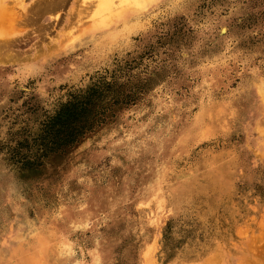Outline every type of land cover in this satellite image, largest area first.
<instances>
[{
  "label": "rangeland",
  "instance_id": "rangeland-1",
  "mask_svg": "<svg viewBox=\"0 0 264 264\" xmlns=\"http://www.w3.org/2000/svg\"><path fill=\"white\" fill-rule=\"evenodd\" d=\"M108 2L0 0V264H264V0Z\"/></svg>",
  "mask_w": 264,
  "mask_h": 264
},
{
  "label": "trees",
  "instance_id": "trees-1",
  "mask_svg": "<svg viewBox=\"0 0 264 264\" xmlns=\"http://www.w3.org/2000/svg\"><path fill=\"white\" fill-rule=\"evenodd\" d=\"M76 108H78L76 106ZM82 108V107H81ZM79 108V109H81ZM80 111H84V110H80ZM79 111H73L72 113L69 112V109L66 108L65 112H64V117L61 121V123H58V132L55 133V135L58 138L57 140V148L59 150H63L65 147H67L68 145L72 144V142H75L76 139L78 137H80L85 130H89L90 127H86L85 125V119L81 117V119L73 118V115L75 116ZM85 112V111H84ZM96 113L93 114L94 117H92L93 121H98L97 117H96ZM73 118V119H71ZM71 119V120H70ZM92 122V121H91ZM91 126V124H90ZM52 132L48 133V136L51 135ZM51 137V136H50ZM52 139H54L55 137H51Z\"/></svg>",
  "mask_w": 264,
  "mask_h": 264
},
{
  "label": "bare ground",
  "instance_id": "bare-ground-1",
  "mask_svg": "<svg viewBox=\"0 0 264 264\" xmlns=\"http://www.w3.org/2000/svg\"><path fill=\"white\" fill-rule=\"evenodd\" d=\"M99 2L100 3H98L99 4L98 7H100V8H104V7L108 6V4H110L108 2V0H99Z\"/></svg>",
  "mask_w": 264,
  "mask_h": 264
}]
</instances>
